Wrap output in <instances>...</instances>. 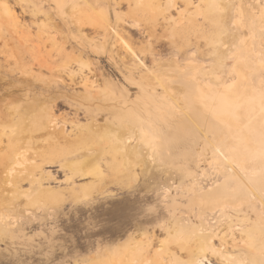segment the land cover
Instances as JSON below:
<instances>
[{
  "label": "rangeland",
  "instance_id": "rangeland-1",
  "mask_svg": "<svg viewBox=\"0 0 264 264\" xmlns=\"http://www.w3.org/2000/svg\"><path fill=\"white\" fill-rule=\"evenodd\" d=\"M113 1L0 0L2 116L45 103L72 117L81 105L104 126L93 144L125 140L128 126L134 139L118 143L121 172L89 159L103 180L80 179L87 199L9 212L0 264H100L128 247L186 262L205 236L222 247L213 264H264V0H216L195 36L160 30L148 46L136 29L122 31L125 10ZM198 84L211 90L212 112L195 99Z\"/></svg>",
  "mask_w": 264,
  "mask_h": 264
},
{
  "label": "bare ground",
  "instance_id": "bare-ground-1",
  "mask_svg": "<svg viewBox=\"0 0 264 264\" xmlns=\"http://www.w3.org/2000/svg\"><path fill=\"white\" fill-rule=\"evenodd\" d=\"M113 4L118 15L123 8L125 10L119 15L122 31L126 27V31L128 27L136 29L142 38L137 43L143 46H148L160 30L163 33L176 32L185 37L195 36L198 27L217 10L216 0H114ZM87 18L88 21L96 22L93 16ZM102 18L104 16H100ZM119 43L126 55L134 59L135 56L140 57L132 41L121 38ZM233 69L229 73L232 77ZM238 69L241 72L237 73L236 82L243 83L247 77L246 72L244 67ZM207 87L198 84V98L195 99L205 111L212 112L215 101ZM223 98L227 99L226 96ZM31 105L24 108L17 106L12 112L6 113L5 117L0 113V226L7 224L9 212L21 210L29 216L42 215L67 203L87 199L91 187L82 186L80 179L90 178L93 184L103 180L101 168L88 167L89 159L100 160L105 166L121 172L118 143L122 142L129 147L134 141L131 127L128 126L125 127L128 131L122 134L124 137L127 135L125 140L113 133L111 139L93 144V136L104 126L98 124V116L94 115L93 110H85L81 105H75L77 107L72 117L62 114L56 104ZM52 167L56 170L52 171ZM59 173L62 178L57 177ZM256 195L253 194L259 199ZM206 206L212 207L211 204ZM18 225L17 221L13 227ZM239 226L236 225L237 228ZM244 231L241 226L240 240L246 243L249 238ZM205 237L206 244L199 238L195 240L200 255L187 258L186 262L181 258H147L142 249L128 247L118 253L116 258H104L100 264H213L216 258H209L208 255H222V247L213 244L214 238ZM222 259L225 264L233 260ZM238 264L243 262L239 261Z\"/></svg>",
  "mask_w": 264,
  "mask_h": 264
}]
</instances>
